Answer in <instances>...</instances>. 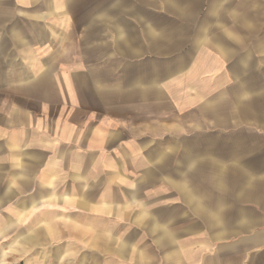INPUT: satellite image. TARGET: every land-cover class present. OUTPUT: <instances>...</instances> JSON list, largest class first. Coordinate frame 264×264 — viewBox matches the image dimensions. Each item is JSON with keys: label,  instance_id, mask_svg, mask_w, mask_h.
<instances>
[{"label": "crops", "instance_id": "obj_1", "mask_svg": "<svg viewBox=\"0 0 264 264\" xmlns=\"http://www.w3.org/2000/svg\"><path fill=\"white\" fill-rule=\"evenodd\" d=\"M0 264H264V0H0Z\"/></svg>", "mask_w": 264, "mask_h": 264}]
</instances>
